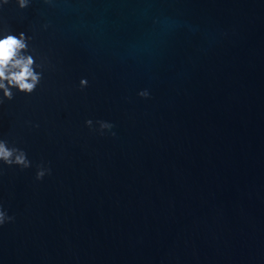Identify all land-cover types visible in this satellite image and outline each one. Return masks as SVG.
<instances>
[{"label": "water", "instance_id": "obj_1", "mask_svg": "<svg viewBox=\"0 0 264 264\" xmlns=\"http://www.w3.org/2000/svg\"><path fill=\"white\" fill-rule=\"evenodd\" d=\"M4 29L44 68L0 105L32 162L0 161V264H264V0H9Z\"/></svg>", "mask_w": 264, "mask_h": 264}, {"label": "clouds", "instance_id": "obj_2", "mask_svg": "<svg viewBox=\"0 0 264 264\" xmlns=\"http://www.w3.org/2000/svg\"><path fill=\"white\" fill-rule=\"evenodd\" d=\"M9 0H3L0 3V8L8 4ZM30 0H18L20 8L29 6ZM47 27V25H45ZM32 39L25 32H20L19 35L13 34L10 30L4 29L0 31V105L5 102V99L12 100L15 97V90L25 94L33 93L37 86L43 79V62L37 63L35 57L30 54L29 41ZM31 51H35L31 49ZM36 69H41L37 71ZM88 85L87 78H82L80 81L81 88ZM142 97L150 95L147 89L139 92ZM89 127L93 126L91 119L86 121ZM100 125V130H111L114 125L108 121H97ZM112 132V135H115ZM0 161L11 166L18 165L21 168L31 167L32 162L29 160L28 155L24 149L16 146H9L8 141L0 139ZM38 171L36 179L41 180L46 174L51 173V168H46L43 163L37 166ZM14 216H10L4 210L3 205H0V225L7 221H13Z\"/></svg>", "mask_w": 264, "mask_h": 264}]
</instances>
